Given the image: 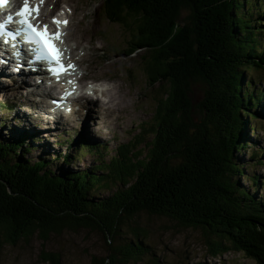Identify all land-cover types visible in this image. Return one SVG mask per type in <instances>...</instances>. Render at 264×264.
<instances>
[{"label": "trees", "instance_id": "trees-1", "mask_svg": "<svg viewBox=\"0 0 264 264\" xmlns=\"http://www.w3.org/2000/svg\"><path fill=\"white\" fill-rule=\"evenodd\" d=\"M261 2L100 0L98 15L127 35L126 54L144 52L138 66L145 82L168 87L156 93L139 132L91 169L52 166L42 153L31 154V135L0 132V257L6 244L35 233L47 240L65 229L88 228L108 243L101 264L139 260L148 251L139 238L144 231L132 227L134 237L125 241L120 227L147 213L203 230L214 257L238 251L264 264V199H255L237 180L244 175L237 154L254 146L249 133L258 130L251 119L263 121L264 115L257 112L264 90L245 75L264 70ZM192 84L204 94L194 107ZM71 142L79 145L78 154L110 151L107 143ZM251 157L257 161L259 153L253 150ZM62 160L71 162L67 155ZM106 188L108 193L95 195ZM40 252L43 262L62 264L59 252Z\"/></svg>", "mask_w": 264, "mask_h": 264}, {"label": "rangeland", "instance_id": "rangeland-1", "mask_svg": "<svg viewBox=\"0 0 264 264\" xmlns=\"http://www.w3.org/2000/svg\"><path fill=\"white\" fill-rule=\"evenodd\" d=\"M261 1L264 0H259L260 3H262ZM53 2L55 1L53 0ZM63 2L68 7L67 9L76 8L78 4L80 11L77 12L76 18H80L82 10L86 11L88 32L100 40L89 43L77 34H73L72 38L75 44L89 50L87 55L90 54L92 47L104 46L114 62H110L103 69H98L96 75L101 76L102 73V76L125 79V83L121 80L118 81L115 98H120L121 94V98H124L121 103L127 104L129 108L124 104L117 103L120 99L115 102L112 101V98L105 109L103 106L100 109L98 104H96L97 108H89L90 104L89 107L79 110L76 115H71L68 121L63 122L64 124L58 125L54 129V134L51 135L52 132L46 131L45 122L43 123L41 118L35 114L36 106L33 101L37 98L32 95L31 90L13 82L5 77L6 75H0V132L6 136L11 133H27L31 135L28 138V145L33 148L31 154L42 153L46 159H51L52 166L56 164L63 169L79 171L93 168L100 158H109L114 155L117 145L132 139L139 132L140 123L150 119L156 104V93L163 94L164 87L167 88L168 85L165 82H160V84L157 83L151 87L145 82V75L138 66L144 52H135L130 56L126 54L127 35L117 25L98 15L97 5L100 0L57 1L55 5L53 4L54 8ZM255 5H257L256 2ZM261 5L259 4L256 11H253L256 20L261 19L257 12ZM182 14L185 16L187 11L184 10ZM262 19L264 20V17ZM72 25L76 29V24L72 23ZM263 38L264 35H262ZM245 73L247 80L251 79L255 89L264 90V70L257 72L250 69ZM96 79L105 80L101 77ZM203 96L202 86L200 84L193 86L192 84L190 97L193 107L198 105L197 103L203 99ZM124 109V112L130 115L128 122L123 123L125 117L118 112L117 116L111 119L114 112ZM261 111L264 114V98L261 106L257 108L258 115ZM96 115L98 119L105 115H111L106 121L110 127L106 130L102 126L101 133L96 131L99 123L93 122ZM85 116L92 117L85 120ZM195 117L197 120L199 119L198 114ZM259 117L263 121L257 118L251 119V123L255 124L258 129L256 133H249L254 146H249V149L237 154L238 163L244 165V175L237 176V180L241 188H246L255 199H264V189L262 188L264 184V149H259L264 146V115H259ZM31 125L37 130H31ZM97 134L102 138L97 137ZM77 137L79 138L75 141ZM69 138L72 140L71 144L79 142L82 138L86 139L88 143H107L110 151L92 152L88 148L87 151H81V154H78L79 145L67 144ZM253 150L259 153L257 161L251 157ZM64 155H67L71 162L64 163L62 160ZM259 162L263 163L259 164ZM251 177H256L259 184L253 185ZM109 191V188L101 189L95 195L102 196ZM128 221L120 227L119 235H125V241L130 240L129 236L134 237L131 228H136L137 225L144 231V234L139 238L147 245L148 251L142 253L139 260H128L125 264H257L238 251H227L221 256L214 257L207 250L206 236L203 230L180 226L168 217L140 213L137 218ZM41 248L59 252L62 264H101V260L110 252L108 243L100 232L88 228H79L73 231L65 229L60 234H50L47 240H42L35 233L28 241L21 240L14 245L6 244L1 251L0 264H47L40 257ZM117 264L123 263L117 262Z\"/></svg>", "mask_w": 264, "mask_h": 264}, {"label": "snow or ice", "instance_id": "snow-or-ice-1", "mask_svg": "<svg viewBox=\"0 0 264 264\" xmlns=\"http://www.w3.org/2000/svg\"><path fill=\"white\" fill-rule=\"evenodd\" d=\"M7 3L8 0H0V6H4ZM38 12L39 6L35 9L30 8L28 0H24V5L16 13V16L20 18L18 20V24L21 27L17 29L15 35L19 36L23 33L24 42L34 45L30 51L33 53L35 60L47 61L50 64L54 62L57 66H59V70H62V66L60 65V51L53 43L55 40L60 38L61 33L57 30L54 34H49L47 25L44 26L43 30H38V27L30 22L31 18H33V13L38 15ZM8 20L11 21L12 17L9 16ZM53 23L59 26L61 23L66 24L67 21L61 22L54 19ZM3 28L4 25L0 24V34H3ZM49 71L57 74L58 68L50 67Z\"/></svg>", "mask_w": 264, "mask_h": 264}, {"label": "bare ground", "instance_id": "bare-ground-1", "mask_svg": "<svg viewBox=\"0 0 264 264\" xmlns=\"http://www.w3.org/2000/svg\"><path fill=\"white\" fill-rule=\"evenodd\" d=\"M56 2L57 1L53 2V4L55 5ZM60 5H62V4H60ZM56 6H58V5H56ZM66 8H68V7H66ZM76 49H77V52H76L77 59H78V61L81 62L87 56L89 50L88 49H85L83 46H80L78 44H76ZM1 71L6 75L5 77H7L8 79H10L11 71L9 70L8 67H6V66L2 67L1 68ZM98 81L100 82V85H101L100 86V89H99V100H97V99L96 100L87 99V100H89V102H87V103H81L80 104V107L77 110V113H78L79 110L89 107L90 104L91 105H90L89 108H97L96 107V104H99L98 106H99L100 109H101V106H103V108L105 109L106 108V105H109V103L111 101V98H112V101H115V97H114V94H113V91H112L114 89L113 88V83L110 82V81H108V80H106V79L105 80H98ZM34 89H35V87L34 88H30L29 90H31V92H32ZM33 104L37 107L38 105H41L42 102L40 100L39 101H33ZM73 110H74V107H73ZM71 113L73 114L74 111H71ZM35 114H37L41 118V121L43 123L45 122L44 124H45V126H47V130L46 131L49 130V133L52 132V133H50L51 135L54 134L53 133L54 132V129H56V127H58V125L64 124L63 122H57L59 120V117H47V116H43L42 117L39 113H37V111L35 112ZM70 114L68 115V117L70 116ZM91 117H88L87 116L85 118V120H88ZM50 124L52 126H49ZM30 129L31 130L32 129L37 130L33 125H31V128Z\"/></svg>", "mask_w": 264, "mask_h": 264}]
</instances>
